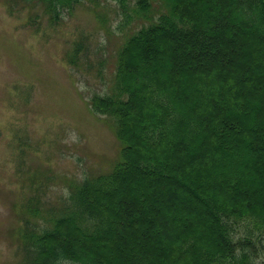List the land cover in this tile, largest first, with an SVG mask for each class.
Segmentation results:
<instances>
[{
	"label": "trees",
	"instance_id": "1",
	"mask_svg": "<svg viewBox=\"0 0 264 264\" xmlns=\"http://www.w3.org/2000/svg\"><path fill=\"white\" fill-rule=\"evenodd\" d=\"M22 1L55 22L82 2ZM114 1L126 22L147 23L121 47L112 89L89 102L115 126L121 156L57 203H23L18 264H256L264 255V70L239 81L234 73L264 46V0ZM240 45L247 52L232 63ZM212 150L218 159L203 167ZM116 245L122 253L108 259Z\"/></svg>",
	"mask_w": 264,
	"mask_h": 264
},
{
	"label": "rangeland",
	"instance_id": "2",
	"mask_svg": "<svg viewBox=\"0 0 264 264\" xmlns=\"http://www.w3.org/2000/svg\"><path fill=\"white\" fill-rule=\"evenodd\" d=\"M144 24L126 22L114 0H82L58 22L40 6L0 0V264H18L23 256L21 212L29 197L57 203L87 175L108 173L120 158L115 126L89 102L112 89L118 53ZM251 49L249 62L234 73L237 81L264 70V46ZM230 51L235 63L247 46ZM211 159H218L213 150L202 166ZM135 229L142 244L143 233ZM156 248L163 250L159 243ZM121 253L116 245L105 256ZM256 264H264V255Z\"/></svg>",
	"mask_w": 264,
	"mask_h": 264
}]
</instances>
